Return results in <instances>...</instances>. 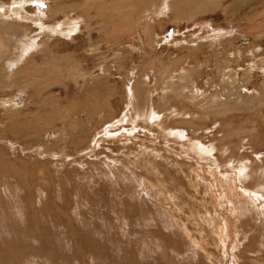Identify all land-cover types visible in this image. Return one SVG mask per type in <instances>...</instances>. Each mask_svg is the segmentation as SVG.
<instances>
[{"label":"rangeland","instance_id":"obj_1","mask_svg":"<svg viewBox=\"0 0 264 264\" xmlns=\"http://www.w3.org/2000/svg\"><path fill=\"white\" fill-rule=\"evenodd\" d=\"M12 1L0 0V16ZM35 1L23 9L31 23L25 12L0 19L13 29L9 52L26 31L85 72L52 76L62 80L51 87L56 104L75 102L72 121L63 109L27 117L31 90L0 87V264H264V0ZM34 17L44 26L79 18V28L49 38ZM9 104L21 118L8 120ZM149 111L159 126L141 120ZM243 167L248 177L235 174Z\"/></svg>","mask_w":264,"mask_h":264},{"label":"bare ground","instance_id":"obj_2","mask_svg":"<svg viewBox=\"0 0 264 264\" xmlns=\"http://www.w3.org/2000/svg\"><path fill=\"white\" fill-rule=\"evenodd\" d=\"M30 1H32V2H30ZM13 0L12 1V5L10 6V7H6V9L4 10V11H2V15L0 16V19H22V15L21 14H23L22 12H25V11H23V9H24V6H26L27 4H37L38 3V1H33V0ZM85 1V0H84ZM89 1V0H88ZM138 1V0H137ZM205 1V0H204ZM110 2V1H109ZM124 2V1H123ZM128 2H130V1H128ZM143 2V1H142ZM125 3V2H124ZM140 3V2H139ZM211 3V2H210ZM250 3V2H249ZM130 5L132 4V3H129ZM134 4V6L136 5L135 3H133ZM143 4V3H142ZM248 4V3H247ZM251 4V3H250ZM253 4V3H252ZM255 4V3H254ZM82 5V4H81ZM111 5V4H110ZM144 5V4H143ZM211 5H213V3H211ZM63 6V5H62ZM82 6H84V5H82ZM165 6V5H164ZM250 6V5H249ZM63 8V10H64V7H62ZM73 8V7H72ZM71 8V9H72ZM162 8H164V7H162ZM61 9V8H60ZM60 9H58V7L57 8H55V9H53V11L52 12H50L51 14H49V17H51V18H54L55 16H57L59 13V11H61ZM75 9V8H74ZM73 9V10H74ZM162 10V9H161ZM123 11V10H122ZM26 13V12H25ZM61 13V12H60ZM111 14V13H110ZM24 15V14H23ZM36 16L39 18V19H42L43 20V18H44V16H42L41 14H39V12L36 14ZM70 16H72V15H70ZM69 15L67 16L68 18L70 17ZM106 16V15H105ZM111 16H112V14H111ZM110 16V17H111ZM33 18V15L32 16H30V15H28L27 13L24 15V18L22 19V21L21 22H23L24 20L25 21H30V23H31V20H33L32 19ZM38 18H35L34 17V21H33V25H37V27L38 26H40V28L42 29V32H44L46 35H47V37H49V38H51L53 35H55V34H65V35H70V34H73L76 30H77V28H79V27H77L76 29H74V27L72 26L73 24H75L76 22H77V20L79 19L78 17V19L76 20V19H74L73 17V19L72 20H74V21H76V22H73V21H69V22H67V25L65 24V23H62L60 20H58V21H56V22H54L53 23V25H51V26H44L43 25V23L38 19ZM84 18V16H82V19ZM118 19V18H117ZM122 19V18H121ZM50 20V19H49ZM64 20V19H63ZM111 20V19H110ZM24 21V22H25ZM47 21V20H46ZM65 21V20H64ZM112 21V20H111ZM106 22V21H105ZM127 22V21H126ZM123 23V22H122ZM121 24V23H120ZM119 24V25H120ZM126 25H127V23H125ZM87 26H88V24H86ZM66 26V27H65ZM99 26V25H98ZM64 27H65V29H64ZM120 28H118V29H116V33L118 34V35H123V33H125V28H123L124 26L122 25V27L121 26H119ZM100 29H97L98 31V33H99V35H100V33L102 34V33H105V31L107 30H105V29H101V27H99ZM91 29V28H90ZM109 29V28H108ZM85 30H87V29H85ZM89 30V29H88ZM12 31V32H11ZM79 31V30H78ZM82 31V30H81ZM108 31V30H107ZM7 32H11V33H13V29L12 28H9L8 26H3L2 28H0V71H3L2 72V74H3V78L2 79H5V78H7V80L6 81H10L11 83L10 84H3L2 85V83H0V87L1 88H3V90L5 91V89L6 90H12L14 87H16V86H21V87H24V88H28V89H30L31 90V92L33 93V97H31L30 96V98H29V100L32 102V101H35V98L37 99L38 98V100H37V102H35V104H36V108L35 109H32L30 106H29V104H27V106L28 107H26L27 109V111H26V113H24V114H26L27 115V117H29V115H32L33 116V114H35L36 116H37V114L38 113H40L41 115L40 116H43V115H46L47 116V114H50V113H53V112H55V114H57V112L60 110V109H63V110H65L66 111V113H67V116H65V117H71L70 118V120L69 121H72L73 119V115H72V113H73V108H72V106L74 105V103L75 102H73V104L71 105V107L70 108H68V109H65V107L64 108H62V106L60 107V106H58L57 104H56V99L54 98V90L53 89H51V87L53 86V85H56V84H58V82H60V81H62V80H59V78H55V76H54V78L52 77L55 73V71H57L58 73H59V70H62V69H73L74 67H76V66H80L81 67V69H80V71H84L85 69L84 68H82V66L80 65V64H78L77 62L76 63H74L73 65H71V64H69V62H67V63H65V64H63V61H66L67 59H68V57H67V55H60L59 53H58V51H57V49L55 48V47H52V45H51V43H50V40H49V42H45V43H43V44H38V38H32L31 36H29L28 34H27V32L26 31H24L21 35H18V34H15L14 33V37H15V35H18V36H20V38L18 39V40H16L15 41V44H14V50L13 51H11V52H9L10 51V44L8 45V44H6L5 42H4V36H5V33H7ZM80 32V31H79ZM131 32V31H130ZM28 33H29V31H28ZM36 33V32H35ZM8 34L9 33H7V35L6 36H8ZM39 34V33H38ZM40 35V34H39ZM42 35H44V34H42ZM74 35V34H73ZM104 35V34H103ZM107 35H108V33H107ZM113 35V34H112ZM75 36V35H74ZM115 36L116 37H118L116 34H115ZM8 37H10V36H8ZM22 37V38H21ZM39 37V36H38ZM124 37V36H123ZM123 37H121V38H123ZM132 37V36H131ZM105 38V37H104ZM110 38V37H109ZM119 38V37H118ZM103 39V38H102ZM107 39H108V37H107ZM6 41V40H5ZM106 41V43L108 44V40H105ZM104 41V42H105ZM9 42V41H8ZM103 42V41H102ZM103 42V43H104ZM111 41H110V39H109V43H110ZM118 42V41H117ZM119 43V42H118ZM113 44V43H112ZM12 46V45H11ZM91 48L93 47V45H91L90 46ZM44 48V49H43ZM41 50V52L43 53V55L42 56H44V59L42 60V61H40L39 63H36V64H34L35 62H36V60H32L31 62H29V63H27V65L28 66H26L25 67V69L22 71V72H20L21 74H17V73H15L14 72V70H13V68L15 67V66H17L18 64H21L26 58H27V55L29 54V55H31L32 56V59H33V55L34 54H37L39 51ZM1 55L2 56H4V60L2 61V59H1ZM40 56V55H39ZM5 60H6V65L3 67V66H1L2 65V63L3 62H5ZM29 61V60H28ZM52 61H59V63H58V65L57 66H51L50 65V63L52 62ZM42 62V63H41ZM45 65H49V67H46ZM24 66V65H23ZM42 68L43 69H45L44 71H42ZM9 71V72H8ZM67 71V70H66ZM70 72V71H69ZM85 72V71H84ZM40 73H43L44 74V76H42V75H40ZM1 73H0V77H1V75H2ZM70 74L71 73H68V77L67 78H70ZM73 74V73H72ZM71 74V75H72ZM77 76V75H76ZM80 76V75H79ZM47 77H50L51 78V80H49V79H47ZM75 78V77H74ZM104 79V78H103ZM17 80V81H16ZM101 80V79H100ZM5 81V80H4ZM109 84V83H108ZM91 85V84H90ZM92 86V85H91ZM100 86V85H99ZM102 86V85H101ZM90 87V86H89ZM106 88V87H105ZM25 90L23 89V91H21L22 93L24 92ZM19 92V91H18ZM86 92V91H85ZM83 95V94H82ZM18 96V95H17ZM16 100V99H15ZM9 101V100H8ZM13 101V100H12ZM76 101V100H75ZM2 103V102H1ZM77 103V102H76ZM79 103H80V101H79ZM6 104H7V102H6ZM60 104V103H59ZM83 104V103H82ZM88 104V103H87ZM2 105H4V104H2ZM12 105V104H11ZM10 104L9 105H6V106H4V107H6V109L8 108V112L9 111H11V112H13L12 113V115L10 116V118L8 119V120H13V119H19V118H21V114H20V112H21V110L22 109H20V110H18V109H16V107L15 106H11ZM90 105V104H89ZM11 106V107H10ZM88 106V105H87ZM110 106V105H109ZM3 107V106H2ZM45 107H47V109H45ZM81 108H82V106H80ZM85 107V106H84ZM83 107V108H84ZM79 108V107H78ZM43 110V111H41V112H38V110ZM59 109V110H58ZM214 109V108H213ZM39 110V111H40ZM84 110H85V108H84ZM35 111V112H34ZM36 111H37V113H36ZM150 112V111H149ZM84 113V112H83ZM142 114V113H141ZM65 115V114H64ZM63 115V116H64ZM85 115V114H84ZM144 117H141V120H144V121H146L147 123L149 122L150 123V125L153 127L154 125H157V126H159L160 125V122H161V119H159V114L158 113H156V112H154V111H151L149 114H147V113H143L142 114ZM82 116V115H81ZM87 116V115H86ZM83 117V116H82ZM4 119V118H3ZM7 118L5 117V120H6ZM51 119H52V117H51ZM68 119V118H67ZM8 120H6V121H8ZM112 122H113V120H110V121H108V122H106L104 125H106L107 124V126H103L104 127V129H103V132H105L107 129H109V128H107L108 126H112ZM70 124V123H69ZM74 125V124H73ZM75 125H76V122H75ZM77 126H72L71 128H73V129H75ZM39 129V128H38ZM49 130V129H48ZM110 130V129H109ZM47 132V131H46ZM109 132V131H108ZM114 132V131H113ZM112 132V133H113ZM170 132V131H169ZM180 132V131H179ZM179 132H174V133H168V135H174V136H179L180 135V133ZM115 133V132H114ZM227 134V133H226ZM105 135L106 136H110V134H107L106 132H105ZM97 136V135H96ZM114 136V135H113ZM116 137V136H115ZM99 138V137H98ZM180 138V137H179ZM190 138V137H189ZM176 139V138H175ZM191 139V138H190ZM220 139V138H219ZM97 140V139H96ZM168 140V139H167ZM181 140V139H180ZM179 140V141H180ZM229 140V139H228ZM222 141V140H221ZM225 141V140H224ZM184 142H186V140L184 141ZM188 142V141H187ZM193 141L191 140V143H192ZM219 142H220V140H219ZM190 143V142H189ZM199 143V142H198ZM197 143V144H198ZM223 143V142H222ZM96 144V143H95ZM187 144V143H186ZM185 144V145H186ZM201 144V143H200ZM206 144V143H205ZM204 144V145H205ZM203 145V147H205ZM96 146H98V145H96ZM145 147V146H144ZM202 147V148H203ZM208 147H210V146H208ZM212 147V146H211ZM94 148V147H93ZM93 148H92V150H93ZM97 148V147H96ZM99 148H100V146H99ZM147 148V147H146ZM225 148V147H224ZM228 148V147H227ZM204 149V148H203ZM210 148H208V150H209ZM237 149V148H236ZM199 150V149H198ZM151 152V151H150ZM155 152V151H154ZM199 152V151H198ZM225 152V151H224ZM143 153V152H142ZM169 153H171L170 152V150H169ZM208 153H209V151H208ZM233 153V152H232ZM150 154V153H149ZM211 155V154H210ZM163 156V155H162ZM186 157H187V155H186ZM168 159V158H167ZM210 159H211V156H210ZM217 159V158H216ZM139 160V159H138ZM170 160V159H169ZM213 160H214V157H213ZM218 160V159H217ZM196 161V160H195ZM247 161V160H246ZM197 162V164L200 166V164L198 163V161H196ZM232 162V161H231ZM230 162V163H231ZM240 164L242 163V161L241 162H239ZM244 164V163H243ZM228 165V164H227ZM239 166V165H238ZM236 167V166H235ZM238 168V167H237ZM227 169V168H226ZM236 169V168H235ZM249 169V168H248ZM248 169L247 168H245V167H243V168H240L238 171L239 172H235V174L236 173H238V174H240L241 176L242 175H244L245 177L249 174V171H248ZM210 170H212V169H210ZM214 171V170H213ZM251 172H253V171H251ZM200 172H197V174H196V178H199V177H201V175L199 174ZM217 173V174H216ZM233 173V172H232ZM215 174H216V176H217V178H216V180L217 181H220V178H221V176L219 175V172H215ZM215 174H213L214 176H215ZM221 174V173H220ZM250 175H252V174H250ZM239 176V175H238ZM238 176H237V180H238ZM248 177V176H247ZM250 177V176H249ZM195 178V179H196ZM192 179V178H191ZM209 179V178H208ZM222 179V178H221ZM241 181L243 180V179H240ZM240 181V182H241ZM244 182V181H243ZM209 183V182H208ZM218 183V182H217ZM220 185V184H219ZM233 187V194H232V196L231 195H229V202L232 204L231 205V208L232 209H234V210H236L235 208H236V206H237V199H235V197H236V189L238 188L239 189V185L237 184V183H232L231 184ZM241 185V184H240ZM143 186H145V185H143ZM214 186L215 187H217L216 186V184H214ZM161 187V186H160ZM257 187V186H256ZM211 188L213 189V187L211 186ZM221 188V187H220ZM252 188V187H251ZM154 189V188H153ZM161 190V189H160ZM242 191V190H241ZM231 192V191H230ZM240 192V191H239ZM248 192V191H247ZM214 193V192H213ZM222 193H224V190H222L221 192H220V194H215V195H213V196H211L212 197V199H214L215 201L216 200H221L225 195L224 194H222ZM250 193V192H249ZM243 194H244V191H243ZM259 194V193H258ZM253 195H254V193H253ZM257 195V194H256ZM262 195V194H261ZM219 196V197H218ZM241 196V195H240ZM244 196V195H243ZM251 196V195H250ZM171 197H172V195H171ZM169 198L168 200H173L174 202H173V206H178L179 204L174 200V199H172V198ZM204 197V196H203ZM246 197H247V195H246ZM249 197V196H248ZM264 197V196H263ZM262 197V198H263ZM202 198V197H201ZM205 198V197H204ZM220 198V199H219ZM239 198V197H238ZM243 198V197H242ZM255 198L256 197H254V201H255ZM258 198V197H257ZM241 199V198H240ZM251 199V198H250ZM249 199V200H250ZM249 200H247V201H249ZM258 200V199H257ZM263 200H264V198H263ZM204 201V200H203ZM214 201V202H215ZM251 201V200H250ZM259 202H261L260 200H259ZM219 203V202H218ZM262 203V202H261ZM261 203H256V204H258L259 206H260V208L262 209L263 207L262 206H264V204L263 205H261ZM207 204V203H206ZM209 204V203H208ZM245 204V203H244ZM247 204V203H246ZM219 205L218 204H215L214 205V207L215 208H217ZM244 206V205H243ZM206 208V212L208 213L209 212V210H208V208L207 207H205ZM219 208V207H218ZM245 208V207H244ZM243 208V209H244ZM248 208V207H247ZM241 209V208H240ZM248 210V209H247ZM237 211V210H236ZM241 211H242V209H241ZM262 211L264 212V209H262ZM220 212V211H219ZM197 213H198V211H197ZM205 213V212H204ZM214 213V212H213ZM237 213V212H236ZM248 213V212H247ZM197 215V214H196ZM201 216V215H200ZM206 217V216H205ZM206 219H208L207 217H206ZM211 220H212V223H215V220H214V217L213 218H211ZM201 221H202V216L201 217H198L197 219H196V222H197V224H198V228H200L199 230L201 231H205L206 232V230L207 229H204V226H202V223H201ZM209 222H211V221H207L206 223H207V225H208V223ZM204 223H205V220H204ZM216 224V223H215ZM216 226V225H215ZM211 229H213L212 228V226H209V230L211 231V233L213 234V236H211L212 238H210V240H215V237H216V235H217V231H212ZM218 230H220V229H218ZM242 231V230H241ZM220 232V231H219ZM203 233V232H202ZM221 234V233H220ZM203 237V236H202ZM207 237V236H206ZM218 238V237H217ZM219 239H220V237L218 238V241H219ZM217 240V239H216ZM221 240V239H220ZM233 240H234V238H233ZM222 241H224V240H222ZM221 241V242H222ZM217 242V241H216ZM232 245H233V242H232ZM199 247V246H198ZM234 247H235V245H234ZM232 249H234L233 248V246H232Z\"/></svg>","mask_w":264,"mask_h":264}]
</instances>
